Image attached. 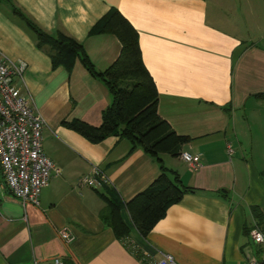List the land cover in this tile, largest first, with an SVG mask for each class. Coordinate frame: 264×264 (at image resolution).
Returning a JSON list of instances; mask_svg holds the SVG:
<instances>
[{"label":"crops","instance_id":"obj_1","mask_svg":"<svg viewBox=\"0 0 264 264\" xmlns=\"http://www.w3.org/2000/svg\"><path fill=\"white\" fill-rule=\"evenodd\" d=\"M15 6L46 32L80 41L98 71L118 58L122 45L113 34L90 31L117 7L139 33L158 89V114L190 138L181 152L197 155L201 167L180 154L162 153L160 162L119 135L93 143L64 125L74 119L100 125L113 96L79 60L72 70L54 67ZM263 29L264 0H0V50L28 64L26 85H19L44 118V152L60 169L38 205H23L0 166V264L55 257L70 264H144L142 252L170 253L179 264H249L260 257L264 244L255 243L250 230L264 232V170L257 161L264 158V100L256 96L264 92ZM161 164L189 191L147 236L132 227L126 241L118 239L101 218V193L129 202L158 178ZM94 166L110 185L79 184ZM122 213L130 222L128 211ZM65 228L71 241L61 236Z\"/></svg>","mask_w":264,"mask_h":264},{"label":"trees","instance_id":"obj_2","mask_svg":"<svg viewBox=\"0 0 264 264\" xmlns=\"http://www.w3.org/2000/svg\"><path fill=\"white\" fill-rule=\"evenodd\" d=\"M15 12L35 31L37 46L48 52L54 67L63 65L72 70L79 60L105 83L113 96L112 103L103 111L100 125L80 119L65 121L64 125L93 143L119 135L132 143V149L139 146L160 162L162 153H181L182 145L190 138L178 135L158 114V89L143 62L139 33L117 7H112L90 31V34H113L122 45L118 58L104 71L95 68L80 41L63 31L46 32L17 6ZM256 96L264 100V92ZM161 169L158 178L129 202H123L113 192L101 193L106 202L101 218L118 239L129 236L132 227L147 236L168 208L189 191L176 171L163 164ZM124 209L128 211L130 222L123 216Z\"/></svg>","mask_w":264,"mask_h":264},{"label":"built area","instance_id":"obj_3","mask_svg":"<svg viewBox=\"0 0 264 264\" xmlns=\"http://www.w3.org/2000/svg\"><path fill=\"white\" fill-rule=\"evenodd\" d=\"M27 67L26 62L14 61L0 50V166L5 183L15 198L23 205L27 202L38 205L43 188L53 175L59 174L60 169L44 152V118L33 108L31 95L21 90V85H26ZM228 152L234 153L231 145H228ZM180 156L192 168L201 167L200 158L192 152L183 151ZM79 184L101 188L111 182L101 168L94 166L89 174L79 179ZM250 235L255 243L264 244L261 229H251ZM61 236L67 241L74 238L67 228L61 231ZM130 245L137 249L135 244ZM140 256L144 264H179L172 254L166 252H160L159 257L148 252H142ZM263 263L264 248L260 257L253 256L249 261V264ZM34 264L40 263L35 261ZM43 264L65 263L55 257Z\"/></svg>","mask_w":264,"mask_h":264},{"label":"rangeland","instance_id":"obj_4","mask_svg":"<svg viewBox=\"0 0 264 264\" xmlns=\"http://www.w3.org/2000/svg\"><path fill=\"white\" fill-rule=\"evenodd\" d=\"M240 0H238V2H239ZM240 5V4H239ZM227 9H228V12H229V10H232V9H234V7H231L230 6V4H228V7H227ZM231 13V12H230ZM241 18H242V21H243V24H244V26L245 27H251L252 26V23L249 21V17L247 16V15H243V14H241ZM254 29L256 28V27H253ZM254 34L256 33H258V31H255L254 30V32H253ZM259 33H263L262 35H263V37H264V29H263V32H261V31H259ZM260 42H261V45L262 46H264V38L263 39H261L260 40ZM264 118V117H263ZM261 137H262V134H261ZM264 141V140H263ZM264 143V142H263ZM263 147H264V144H263ZM257 161H261V169H263L264 170V158H263V156L261 155V158H259V159H257Z\"/></svg>","mask_w":264,"mask_h":264}]
</instances>
